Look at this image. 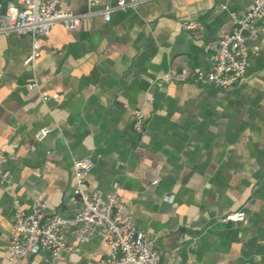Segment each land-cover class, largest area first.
<instances>
[{"label":"crops","instance_id":"crops-1","mask_svg":"<svg viewBox=\"0 0 264 264\" xmlns=\"http://www.w3.org/2000/svg\"><path fill=\"white\" fill-rule=\"evenodd\" d=\"M117 1L100 0L76 30L55 25L39 38L33 68L23 64L30 37L0 34V264H97L108 255L100 233L63 259L43 251L10 262L6 254L14 198L27 213L45 202L43 220L72 216V162L86 158L84 191L116 193L162 263L264 264V33L234 87L155 86L169 72L209 70L208 46L254 0H157L106 22L100 11ZM15 3L0 0L2 12ZM64 6L88 12L86 0ZM187 20L204 25L201 38L182 28ZM35 79L39 89L29 90ZM133 108L146 116L141 135ZM43 127L51 132L36 141ZM238 212L244 222H223ZM62 239L72 243L69 230Z\"/></svg>","mask_w":264,"mask_h":264},{"label":"built area","instance_id":"built-area-1","mask_svg":"<svg viewBox=\"0 0 264 264\" xmlns=\"http://www.w3.org/2000/svg\"><path fill=\"white\" fill-rule=\"evenodd\" d=\"M65 0H16L2 12L0 4V34H16L31 39V49L24 60V66L35 67L41 56L39 38L46 37L57 24L66 29L76 30L83 19L94 12L100 0H86L88 12L74 14L64 6ZM157 0H118L113 7L100 11L106 22L116 11L134 9L139 5ZM231 30L220 34L208 46L213 54V63L207 71L184 69L169 72L155 82L159 91H165L172 83H197L215 89L226 90L238 85L251 67L250 57L256 48L251 43L264 33V0H254L249 10L238 15L231 14ZM182 28L199 39L204 33V25L194 20L182 23ZM2 84L0 75V86ZM41 83L35 79L28 84L29 90L39 89ZM57 98V96H53ZM133 131L141 135L145 130L146 116L141 108L130 111ZM51 129L40 128L34 135L36 141L44 140ZM93 168L89 159L73 160L72 174L75 187L71 202L76 205L72 216L55 215L46 220L42 214L46 203L38 201L32 211H24L17 198L13 200V218L9 231V244L6 254L10 262L28 259L46 251L53 260L63 259L68 254L80 251V246L94 233H100L109 249L107 256L99 258L97 264H172L162 263L155 249L154 237L147 231L139 230L126 216L124 205L116 193L104 197L101 192L87 193L83 186L87 173ZM158 180L153 181L156 184ZM4 180L0 179V184ZM243 213L227 215L223 222H244ZM69 230L72 243L62 239V233Z\"/></svg>","mask_w":264,"mask_h":264}]
</instances>
